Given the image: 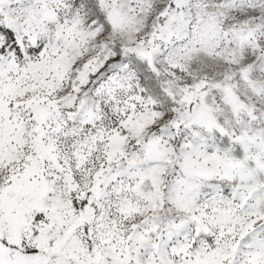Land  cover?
<instances>
[{
    "label": "snow or ice",
    "instance_id": "1",
    "mask_svg": "<svg viewBox=\"0 0 264 264\" xmlns=\"http://www.w3.org/2000/svg\"><path fill=\"white\" fill-rule=\"evenodd\" d=\"M0 264H264V0H0Z\"/></svg>",
    "mask_w": 264,
    "mask_h": 264
}]
</instances>
